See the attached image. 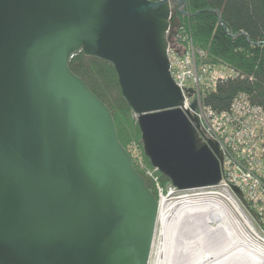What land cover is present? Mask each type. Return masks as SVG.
Returning <instances> with one entry per match:
<instances>
[{
	"label": "water",
	"instance_id": "water-1",
	"mask_svg": "<svg viewBox=\"0 0 264 264\" xmlns=\"http://www.w3.org/2000/svg\"><path fill=\"white\" fill-rule=\"evenodd\" d=\"M179 15L185 0H0V264L150 262L158 199L71 71L79 51L114 67L153 168L179 191L221 183L220 146L171 73Z\"/></svg>",
	"mask_w": 264,
	"mask_h": 264
},
{
	"label": "trees",
	"instance_id": "trees-1",
	"mask_svg": "<svg viewBox=\"0 0 264 264\" xmlns=\"http://www.w3.org/2000/svg\"><path fill=\"white\" fill-rule=\"evenodd\" d=\"M160 1V0H152ZM187 15H179L176 40L188 47L190 39L196 48L207 53L206 63L233 71L231 79L219 82L205 91L202 102L216 113L230 110L240 95L248 96L253 105L264 110V0H185ZM71 71L111 110L119 140L131 154L136 170L147 186L156 192L138 162L151 167L145 156L137 120L123 99L114 67L103 60L87 57L82 51L69 62ZM164 184L169 180L161 175ZM256 226L264 231L261 211Z\"/></svg>",
	"mask_w": 264,
	"mask_h": 264
},
{
	"label": "built area",
	"instance_id": "built-area-1",
	"mask_svg": "<svg viewBox=\"0 0 264 264\" xmlns=\"http://www.w3.org/2000/svg\"><path fill=\"white\" fill-rule=\"evenodd\" d=\"M202 57L192 41L182 56L171 50L172 71L177 84L183 90H195L194 99L199 102L195 113L201 121L202 134L218 142L224 154V179L208 194L225 215L231 217L229 223L233 230L243 236L256 235L232 194L231 186L240 187L255 206L264 203V110L253 106L244 95L237 97L227 112L216 113L204 106L202 91L214 87L229 74L205 65ZM192 102V99H186L183 110L190 111ZM147 175L158 192L160 212L176 202L191 201V195L181 194L172 186H162L156 171L148 170Z\"/></svg>",
	"mask_w": 264,
	"mask_h": 264
},
{
	"label": "bare ground",
	"instance_id": "bare-ground-1",
	"mask_svg": "<svg viewBox=\"0 0 264 264\" xmlns=\"http://www.w3.org/2000/svg\"><path fill=\"white\" fill-rule=\"evenodd\" d=\"M159 218L158 264H264V248L251 236L233 230L231 217L214 202H184L163 209ZM211 222L217 227H211Z\"/></svg>",
	"mask_w": 264,
	"mask_h": 264
},
{
	"label": "rangeland",
	"instance_id": "rangeland-1",
	"mask_svg": "<svg viewBox=\"0 0 264 264\" xmlns=\"http://www.w3.org/2000/svg\"><path fill=\"white\" fill-rule=\"evenodd\" d=\"M209 199H211V197L208 194V192H206V191L191 193V201H193L194 203H196V202H201V203L207 202ZM248 220L253 225L252 227H254V232L256 234V235L252 234L251 237L254 238V240L256 241V245H259L260 247L264 248V232L261 231V229L256 226L257 223L253 218H251V220L250 219H248ZM261 221L264 223V214L261 218ZM217 225H218V223H216V222L210 223V226L213 228H216ZM161 243H162V221L159 218L149 264H158V261H159L158 254H159V250L161 247Z\"/></svg>",
	"mask_w": 264,
	"mask_h": 264
}]
</instances>
